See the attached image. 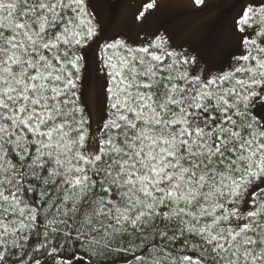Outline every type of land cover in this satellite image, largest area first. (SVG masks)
Listing matches in <instances>:
<instances>
[{
  "label": "snow or ice",
  "instance_id": "obj_1",
  "mask_svg": "<svg viewBox=\"0 0 264 264\" xmlns=\"http://www.w3.org/2000/svg\"><path fill=\"white\" fill-rule=\"evenodd\" d=\"M236 7L214 69L102 42L91 0H0V264H264V0Z\"/></svg>",
  "mask_w": 264,
  "mask_h": 264
},
{
  "label": "rangeland",
  "instance_id": "obj_2",
  "mask_svg": "<svg viewBox=\"0 0 264 264\" xmlns=\"http://www.w3.org/2000/svg\"><path fill=\"white\" fill-rule=\"evenodd\" d=\"M144 3L145 0H91L101 28L100 40L122 38L131 46H141L154 34H164L173 49L199 52L214 69L226 66L237 51L235 41L228 40L226 34L239 1L207 0V6L197 8L193 0H156V7L138 20L136 16ZM222 13L225 17L216 24ZM210 46L215 50L209 56ZM96 67L94 55L89 53L86 103L93 111L94 127L98 100L103 95Z\"/></svg>",
  "mask_w": 264,
  "mask_h": 264
},
{
  "label": "trees",
  "instance_id": "obj_3",
  "mask_svg": "<svg viewBox=\"0 0 264 264\" xmlns=\"http://www.w3.org/2000/svg\"><path fill=\"white\" fill-rule=\"evenodd\" d=\"M237 1H239V0H237ZM226 13V12H225ZM225 13H222L221 14V18H219V20L218 21H216V24L217 23H219L220 22V20H222L223 19V17H225ZM133 47H139L138 45L137 46H133ZM33 239H35V237L33 238ZM15 259V257H13V260Z\"/></svg>",
  "mask_w": 264,
  "mask_h": 264
}]
</instances>
